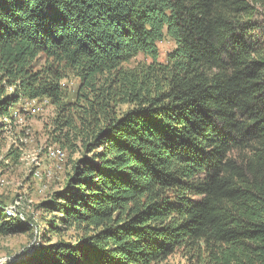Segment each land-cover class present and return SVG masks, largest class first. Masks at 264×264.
<instances>
[{
  "label": "trees",
  "instance_id": "1",
  "mask_svg": "<svg viewBox=\"0 0 264 264\" xmlns=\"http://www.w3.org/2000/svg\"><path fill=\"white\" fill-rule=\"evenodd\" d=\"M29 101L80 154L43 227L0 203L15 264H264V0H0V120Z\"/></svg>",
  "mask_w": 264,
  "mask_h": 264
},
{
  "label": "rangeland",
  "instance_id": "2",
  "mask_svg": "<svg viewBox=\"0 0 264 264\" xmlns=\"http://www.w3.org/2000/svg\"><path fill=\"white\" fill-rule=\"evenodd\" d=\"M173 48L174 44L170 40L160 43L159 59L163 61L166 53ZM141 61L149 60L138 56L126 66L133 67ZM67 83L72 91L78 82L71 79ZM31 102L21 103L13 108L10 111L11 117L15 116L13 122H4L5 133L0 145V203L5 208H11L18 201L19 212L25 216H22L23 220L31 219L33 225L43 227L42 221L46 216L36 210V206L51 193L62 189L71 163L80 153L77 150L75 153L66 150L65 159L62 161L50 157L51 152L59 151L51 142L56 118L55 108L46 101ZM0 123L3 124L2 120ZM11 148L20 152L18 164L5 158ZM32 160L35 162H31ZM34 172L41 174V179H35ZM36 230L34 228L32 233L15 236H0V264H15L29 254L35 243L33 234H36ZM166 264L185 262L179 256H174Z\"/></svg>",
  "mask_w": 264,
  "mask_h": 264
},
{
  "label": "bare ground",
  "instance_id": "3",
  "mask_svg": "<svg viewBox=\"0 0 264 264\" xmlns=\"http://www.w3.org/2000/svg\"><path fill=\"white\" fill-rule=\"evenodd\" d=\"M33 102V101H32ZM31 102V103H32ZM4 120V121H3ZM2 122L4 124L5 123H9V121L7 119H3ZM50 157L56 161H62L65 159V153L61 152V151H57V152H51L50 153ZM31 162H35L34 160H32ZM41 175V174H40ZM39 175V173L37 172H34L33 173V177L35 179H39L41 176ZM49 175V174H48ZM41 179V178H40ZM23 193V192H22ZM19 202L18 201H15L14 204H13V207L11 208H4L3 209V212H4V215L6 217V219H10V218H19L21 219L22 221L23 220V214L21 215V213L19 212Z\"/></svg>",
  "mask_w": 264,
  "mask_h": 264
}]
</instances>
